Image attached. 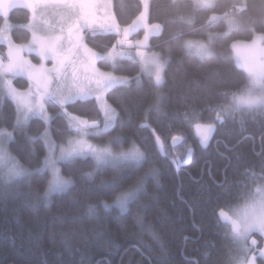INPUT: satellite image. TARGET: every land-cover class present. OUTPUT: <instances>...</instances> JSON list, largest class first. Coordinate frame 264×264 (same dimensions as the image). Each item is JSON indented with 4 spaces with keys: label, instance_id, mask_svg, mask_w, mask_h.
I'll use <instances>...</instances> for the list:
<instances>
[{
    "label": "trees",
    "instance_id": "trees-1",
    "mask_svg": "<svg viewBox=\"0 0 264 264\" xmlns=\"http://www.w3.org/2000/svg\"><path fill=\"white\" fill-rule=\"evenodd\" d=\"M193 2L151 0L149 23L161 24L163 30L151 38L148 50L161 53L166 58L171 54V63L166 71L167 82L160 91L164 97L163 106L160 114L153 113L151 127L138 128L149 92L148 78L142 75V92L138 93L133 83L131 90L118 89L107 94L108 102L118 110L123 104L131 111L130 120L122 113L125 120L123 130L116 129L110 135L89 138L95 144H104L112 136L121 135L125 141L124 149L129 148L132 141L146 149L151 163H145L136 175L142 176L150 166L159 168V183L148 178L146 194L141 197L140 202L147 205L142 210L144 226L135 223V205L124 214L116 208L107 213L100 209L103 219L99 221L89 218L87 209L83 207L74 214L67 211L73 197L89 203L111 202L110 196L102 191L85 192L80 177L81 173L91 170L92 162L90 159L80 160L73 166H62L64 175L72 176L76 186L71 195L54 197L50 208L41 204L33 210L36 191L43 190L41 184L34 182L31 189L26 184L0 186V264H191L194 260H199L200 264H217L223 258L228 242L217 225L219 206L226 202L238 203L235 193L239 183L245 180L243 173L246 168L260 172L261 161H264V115L245 114L237 116L235 121L229 120L224 126H218L211 143L203 148L195 128L182 123L180 117L174 119L172 113L182 114L186 107L189 111L192 108L199 111L208 103H219L222 98L218 93L235 90V86L246 82V73L232 56V44L250 42L256 34L264 33V0H218L217 3L224 6L241 2L249 5L241 26L233 31H228L224 20L211 19L213 15L222 16L227 10L225 7L214 12L196 10L192 7ZM113 3L117 6L114 10L122 28L131 24L143 9L141 0H124L129 7L123 11L119 9L120 0H113ZM9 20L15 25H26L28 13L22 8L14 9ZM3 23V17H0V27ZM225 32L228 34L222 35ZM12 34L19 43L30 39L27 29L15 28ZM213 35L215 57L200 61L184 54V41L207 40ZM116 39L114 35L100 33L96 37L90 32L85 35V43L101 52L107 51ZM5 51L6 47L1 46L2 56H6ZM120 65L122 71L118 75L135 77L141 71L138 62L123 60ZM99 66L111 71L105 62H99ZM13 84L19 90L29 87V81L23 78H15ZM3 110L12 115L14 105L6 101ZM68 110L84 119H102L94 100L69 106ZM55 111L49 107V112ZM241 118L243 124L240 123ZM209 119L210 114L205 111L202 121ZM38 123L32 122L29 135L38 133ZM57 128L62 131L57 132ZM178 132L182 133L183 143L173 149L172 136ZM153 133L164 141L168 160L158 155ZM67 137L66 121L58 119L53 125V138L60 144ZM188 146L194 150L191 164L177 171L170 159H185ZM12 147L15 153V146ZM35 148L42 158V144L38 142ZM115 150H119V146ZM18 155L27 165L24 155ZM110 174L111 169L106 175ZM153 232L159 240L154 239ZM161 242L165 246L163 253Z\"/></svg>",
    "mask_w": 264,
    "mask_h": 264
},
{
    "label": "snow or ice",
    "instance_id": "snow-or-ice-1",
    "mask_svg": "<svg viewBox=\"0 0 264 264\" xmlns=\"http://www.w3.org/2000/svg\"><path fill=\"white\" fill-rule=\"evenodd\" d=\"M141 3L143 11L131 24L122 28L113 0H103V3L100 0H0V17L4 21L0 27V44L7 46L6 61L0 55V186L26 184L31 189L34 182L43 185L42 192L39 189L36 191L33 210L41 204L50 208L54 197L71 195L76 186L75 180L72 176L64 175L62 166H73L77 161L90 159L91 170L81 173L80 177L85 192L102 191L110 196L111 202L89 203L73 197L67 211L74 214L83 207L87 209L89 218L99 221L103 219L100 209L107 213L116 208L124 214L135 205V223L144 226L142 210L147 205L140 202L141 197L146 194L148 178L159 183V168L150 166L142 176L136 175L145 163H151L149 153L135 141L124 149L125 141L121 135L112 136L104 144H95L89 139L110 135L116 129L123 130L125 120L122 113L130 120L131 111L123 104L118 110L108 102L106 94L118 89L131 90L133 83L137 92H142V75L148 78L149 92L138 128H150L153 113L158 115L161 112L164 97L160 91L167 82L166 71L171 63V54L166 58L161 53L149 54L141 50L148 47L151 35L158 36L163 30L161 24L148 23V0H141ZM127 7L129 5L120 0V11ZM192 7L213 12L225 7L227 10L222 16L213 15L211 19L224 20L228 31H231L241 26L243 14L248 11L249 5L241 2L224 6L216 0H194ZM18 8L28 13L25 28L30 33V39L27 43H15L10 36L12 26L9 24V14L12 9ZM101 9L103 15L99 14ZM53 18L56 23H52ZM141 28L144 37L135 42L137 51L133 56L124 51V47L133 46L129 35ZM86 30L93 37L97 33L114 35L116 42L107 51L93 50L85 43ZM211 40L212 37L209 42L184 41L183 52L200 61L213 58L216 53L212 50ZM236 47L233 43L232 48ZM246 47L252 49V56L245 57L243 62L237 61V66L246 73L245 83L235 86V90L218 93L222 98L219 103H208L199 111L195 108L189 111L186 107L182 114L172 113L174 119L180 117L182 123L195 128L203 148H207L218 126H224L229 120L235 121L237 116L243 117L245 114L264 115V33L256 34ZM25 52L35 53L40 63L33 64L26 59ZM137 58L140 73L135 77L117 74L122 71L121 61H136ZM48 61L52 64L51 68L45 65ZM98 62H105L111 71H102L97 66ZM16 77L27 78L29 87L26 91L14 86ZM93 100L102 119H84L68 110L69 106ZM6 101L14 105L12 115L3 110ZM49 107L57 111L49 112ZM205 111L210 114V119L203 122ZM58 119L66 121L68 132L66 141L60 144L53 138V125ZM33 121L39 122L40 130L36 135H29L28 129ZM243 122L241 118L240 123ZM56 131L62 130L57 128ZM17 133H20L19 137ZM181 138L182 133L173 135V144ZM38 142L43 146L42 158L35 148ZM155 144L158 155L168 160L169 153L159 135L155 137ZM116 146H119V150H115ZM20 153L27 160V165L21 162ZM193 154V148L188 146L185 159L171 158L170 163L179 171L183 165L191 162ZM33 163L35 166H31ZM109 169L111 174L106 175ZM243 176L245 180L239 183L235 193L238 203L226 202L219 206L217 225L228 245L217 264H264V161H261L259 173L246 168ZM148 229L151 231L150 225ZM152 234L154 239H160L156 233ZM160 248L162 253L165 252L162 242ZM191 264H200V261L194 260Z\"/></svg>",
    "mask_w": 264,
    "mask_h": 264
},
{
    "label": "rangeland",
    "instance_id": "rangeland-1",
    "mask_svg": "<svg viewBox=\"0 0 264 264\" xmlns=\"http://www.w3.org/2000/svg\"><path fill=\"white\" fill-rule=\"evenodd\" d=\"M193 1H194V0H193ZM217 1H218V0H216V2H217ZM100 2L103 3V0H100ZM150 4H151V0H148V5H149V10H148V23H149ZM12 10H14V9H12ZM12 10L10 11V13L12 12ZM142 11H143V9H142ZM99 14H100V15H103V9L100 10ZM9 17H10V14H9ZM52 23H56L55 18L52 19ZM9 24L12 26V27H11V31H10V36H11V38L13 39V41H14L15 43L21 44V43L15 41V38H14L15 36H14V34H12V32H13V30H14L15 28H23V29H26V28H25V25H15V24L11 23L10 20H9ZM149 24H150V23H149ZM235 29H237V28H234L233 30H235ZM233 30H231V31H233ZM87 32H88V31L86 30L85 35H86ZM139 33H140V35H138ZM161 33H162V32H161ZM161 33H160V34H161ZM133 35L136 36V37H135V38H132L131 36H133ZM153 36H155V35H151V36L149 37L148 47H149L150 40H151V38H152ZM143 37H144V30H143L142 28L139 29V30H137V31H135V32H132V33L129 35V38H128V39H129V41L132 43L133 46H132V47H127V46H125V47H124V51L129 52V53H131L133 56H135V53H136V51H137V48L135 47V42H136L137 40H143ZM211 37H212V40H211L212 50L215 52V50H214V38H215V35H213V36H211ZM209 38H210V37H209ZM253 39H254V38H253ZM191 41H194V42H197V41L209 42V39H207V40L198 39V40H191ZM251 42H252V41H250V42H236V43H235V44L237 45V47H236L235 49L232 48V56H233V58H234L236 64H237L238 59L240 60V62H243V59H244L245 57H251V56H252V54H253V53H252V49L249 48V47H246L247 45H250ZM24 43H27V42H24ZM1 46H5V47H6V51H5L6 56H3L4 59H5V61H6V59H7V46H6V44H0V47H1ZM119 47H120V46H119ZM148 47H147L146 49H141V50L146 51V52L149 53V54L153 53V52H150V51L148 50ZM155 53H158V52H155ZM0 55H1V54H0ZM24 55H25V58L31 60L33 64H39V63H40V59H39V57H38L35 53H31V54H29V53L25 52ZM134 62H138V58H137V60L134 61ZM138 63H139V62H138ZM45 65H46V67H48V68H51V67H52V64H51L50 61L45 62ZM97 66L100 67V66H99V62H98V64H97ZM239 68H240V67H239ZM241 69H242V68H241ZM101 70H102V71H106V70H103V69H101ZM16 78H23V79L27 80L26 77H16ZM27 81H28V80H27ZM21 91H26V89H25V90H21ZM106 98H107V94H106ZM195 133H196V132H195ZM213 136H214V135H213ZM211 140H212V139H211ZM211 140H210L209 144L211 143ZM93 143H94V142H93ZM58 144H59V143H58ZM209 144H208V145H209Z\"/></svg>",
    "mask_w": 264,
    "mask_h": 264
},
{
    "label": "water",
    "instance_id": "water-1",
    "mask_svg": "<svg viewBox=\"0 0 264 264\" xmlns=\"http://www.w3.org/2000/svg\"><path fill=\"white\" fill-rule=\"evenodd\" d=\"M153 134H154V137H156V133H153ZM182 143H183V139L178 140L175 144H173V141H172V148H173V149H176V148H178L180 145H182ZM191 161H192V159H191ZM190 164H191V162L188 163V164H186V165H183V166L181 167V169H182V168H187Z\"/></svg>",
    "mask_w": 264,
    "mask_h": 264
}]
</instances>
